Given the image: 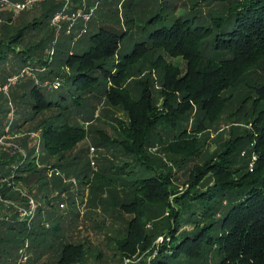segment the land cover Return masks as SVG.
<instances>
[{
    "label": "trees",
    "instance_id": "1",
    "mask_svg": "<svg viewBox=\"0 0 264 264\" xmlns=\"http://www.w3.org/2000/svg\"><path fill=\"white\" fill-rule=\"evenodd\" d=\"M209 1L222 7L213 10L210 20L199 13L174 19L158 13L139 25L137 33H147L145 41L129 53L122 44L128 32L118 34L101 28L91 36L88 50L69 54L65 53V43H59L60 36L56 62H63L72 71L61 76L64 82L54 90L57 99H51L44 82H40L42 87L34 80L28 94L23 91L21 97L28 95L34 101L32 119L55 111L38 128L47 157L60 159L42 170L34 154L28 160L14 158L0 164V179L4 181L0 184V264H19L23 249L45 252L55 241H59V249L54 264L86 262L87 243L60 240L68 213L58 214L60 204H53L44 190L50 169L68 172L88 157L82 151L72 162H61L90 134L91 115L82 125L72 123L74 114L88 110L86 96L104 98L126 116V120H119V128H113L115 137L102 130L92 132L96 147L125 160L121 165L110 163L100 168L93 180L87 172L81 173V184L90 185L91 205L108 194L110 202L131 216L125 234L117 240V249L128 264H133L140 251L152 258L140 264H264V0ZM42 3H48L49 8L43 19L32 25L35 29L47 25L52 33L50 46L56 35V29L50 28L51 19L63 4L55 0ZM158 22L162 26L151 30ZM23 30L0 46V63L7 60L9 52L17 51L12 45ZM31 51L28 48L15 54L28 63L34 57ZM155 54L152 66L158 73V90L149 77L137 78L142 74L140 64ZM165 55L186 61L185 73ZM33 63L50 66L40 56ZM54 73L50 70L40 80L46 81ZM192 118L195 124L189 129ZM223 120L231 124L245 121L248 126L243 136H234L211 154L205 137L220 128ZM157 146L175 166L195 162L183 188L173 181L165 164L157 166L158 159L148 154ZM253 154L257 159L250 167ZM18 185L46 202L34 218L20 217L28 210L30 197L14 192ZM117 190L123 195L115 193ZM9 200L16 204L6 205ZM152 209L167 216L147 230ZM159 237L163 242L155 244Z\"/></svg>",
    "mask_w": 264,
    "mask_h": 264
},
{
    "label": "rangeland",
    "instance_id": "2",
    "mask_svg": "<svg viewBox=\"0 0 264 264\" xmlns=\"http://www.w3.org/2000/svg\"><path fill=\"white\" fill-rule=\"evenodd\" d=\"M11 1L24 2L25 0ZM48 8V3H38L21 12L4 8L1 13L0 46L10 43L11 38L18 36L20 31L24 29L18 37L19 41L17 40V43L13 44L12 47L14 50H17L16 52L30 48L32 50L31 54H34V57H32L31 62L25 63L22 62L23 58L16 56L17 53L11 51L7 55V60L0 63V133L5 132V134L2 133L0 138V140H3V143H0V164L5 161H13L14 158L16 160L22 158L28 160L29 155L34 154L37 157L38 169L42 170L43 168L57 164L60 159V157L52 159L47 157L42 146V132L38 128L45 118L56 114L55 111L36 114L32 119L31 103L34 101L28 95L21 98L24 92L28 94L31 89L29 83L32 82L31 80H34L37 84L44 82L45 88L49 89L50 94H52L51 99H57L54 90H58L61 84H63L64 80L61 76L70 75L72 71L63 62H56V55L53 61H48V52L53 46V44L50 46L48 44V38H51L52 34L51 30L47 28V25L36 29L32 25L34 21L43 19L44 13ZM215 9H222L220 3L209 0H70L68 19L63 20L61 23V39L58 41L60 44L65 43V53L68 52L69 54L70 51L79 53L89 49L91 36L101 28L109 29L118 34L128 32L122 44L124 52L129 53L134 49L136 44L145 41V34L147 33L139 35L137 33L139 30L138 26L147 23L158 13H161L162 16L168 19L199 13L204 20H210V14ZM77 12L86 15L85 18L81 17L77 20L69 19L71 14ZM88 14H91V16H88ZM161 26L162 23L158 22L155 26H152L151 30L154 31ZM50 28H53L52 25ZM39 44L41 46H38ZM67 46L68 50L66 49ZM150 54L152 53H148L147 55ZM39 56L42 61H48L50 66L46 67L42 64L35 66L33 62H37ZM165 57L168 61L179 65L181 71L185 73L187 68L186 61L182 58L171 59L166 55ZM148 59L144 64H140L141 67L139 68L142 70V74L137 78L139 80L149 77L151 82H154V88L158 90V73L153 71L154 68L152 66V63L157 59V54L148 56ZM53 69L56 73L48 75L50 77L46 81L40 80ZM135 80H137L136 77ZM39 85L44 87L41 83ZM86 98L90 100L87 104L88 110L74 114L72 123L82 125L85 117L91 115L93 119L92 124L87 128L90 134L75 150L65 154L64 160L61 162L66 164L72 162L74 156L82 151L89 158L87 157L86 161L84 160L76 167L71 166L72 168L68 169V172H63L61 169H50L48 177L45 180L48 185L44 190L48 192L50 199L54 200L53 204L65 205V208L59 207L60 210L57 209L58 214L62 213L65 215L68 213L66 221L62 224L63 229L60 235L64 240L62 238L60 240L76 244L79 242L87 243L89 250L84 264H128V260L124 259L117 249V240L122 239V236L125 234V228L131 220V216L120 211L118 206L114 205V202H110L108 194L98 197L95 206L91 205L90 200L93 194L90 190V185L81 184L83 180L81 173L87 172L88 179L93 180L97 176V173L100 172V168L110 163L121 165L122 160H125L121 158V155L112 153L106 148L96 147V137L92 132L102 130L110 136L115 137L116 134L113 128H119V120H126V116L122 111L110 106L104 98L92 97V99L87 96ZM194 124L195 119H190L188 128L191 129ZM247 126L245 121L244 123L231 124L229 121L223 120L220 128L212 129L210 136L205 137L208 151L213 154L227 140L234 136H243ZM247 148L245 146L242 149V158ZM148 154L158 159L157 166L162 163L165 164L167 169L172 171L173 181L181 188L184 187L185 182L188 180V170L195 162L189 163L188 166H175L159 150L158 146L151 148ZM206 158H208L207 154L204 155V159ZM256 159V155L253 154L250 167L251 165L253 167ZM43 160H47V162L43 164ZM87 160L91 163L94 161L95 165H90ZM196 163L202 165L203 162L198 161ZM15 165L17 166L16 163ZM2 182L4 181L0 179V184ZM65 188L67 191L70 190V192H63ZM14 192H22L23 198L30 197V199L35 201L37 209L39 206L45 207L43 204H46V202L30 196L29 188L27 187L18 185L15 187ZM115 193L123 195L121 190H117ZM72 199H74V204H72ZM5 204L16 203L9 200ZM18 208H20V211L24 210L23 206H18ZM166 216L167 214L165 213L159 214V212L153 210L152 217H150V221L146 227L147 230H151L154 224L160 222V220H164ZM163 240V237H159L155 244H160ZM54 244L52 249H47L45 252L29 251L28 248L23 249L21 253L24 260L20 259L19 264H54L57 260L59 241H55ZM138 253L134 256L133 264H140L152 259L150 257L147 258V255H143L141 251Z\"/></svg>",
    "mask_w": 264,
    "mask_h": 264
},
{
    "label": "built area",
    "instance_id": "3",
    "mask_svg": "<svg viewBox=\"0 0 264 264\" xmlns=\"http://www.w3.org/2000/svg\"><path fill=\"white\" fill-rule=\"evenodd\" d=\"M45 1H49V0H25L24 2H12L11 0H0V21H1V13L2 10L4 8H8L9 10H14L16 12H21L24 10H27L31 7H33L34 5L38 4V3H42ZM56 2H60L63 4L62 9L57 12L53 18L51 19V25L52 27H54L56 29V35H55V39L53 41V46L51 47V49L48 52V61H53V59L55 58L54 56L56 55V45L58 43V40L60 38V33L62 30V21L68 19V12H69V4H70V0H55ZM91 16V14H88V16ZM86 15H83V13L81 14V12H77V13H73L70 15L69 19H73V20H77L79 18H85ZM72 20V21H73ZM58 86V85H56ZM59 88V87H58ZM0 143H3V140H0ZM93 166L95 165V162L92 161L91 163ZM252 167V165H251ZM252 170V169H251ZM57 175H59V173H57ZM61 208H65L64 204L60 205ZM36 211H37V206L34 200L30 199L29 202V207L27 211H23L21 213V217L25 218V217H31L34 218L36 215ZM22 260H24L23 256L21 258ZM23 262V261H22Z\"/></svg>",
    "mask_w": 264,
    "mask_h": 264
}]
</instances>
